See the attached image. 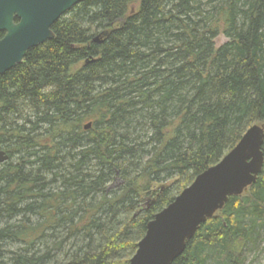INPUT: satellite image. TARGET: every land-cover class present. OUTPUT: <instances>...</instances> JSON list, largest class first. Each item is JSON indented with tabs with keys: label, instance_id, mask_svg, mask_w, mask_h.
<instances>
[{
	"label": "trees",
	"instance_id": "16d2710c",
	"mask_svg": "<svg viewBox=\"0 0 264 264\" xmlns=\"http://www.w3.org/2000/svg\"><path fill=\"white\" fill-rule=\"evenodd\" d=\"M52 30L0 75V264H129L155 215L264 125V0H80ZM262 250L264 167L172 264Z\"/></svg>",
	"mask_w": 264,
	"mask_h": 264
},
{
	"label": "water",
	"instance_id": "95a60500",
	"mask_svg": "<svg viewBox=\"0 0 264 264\" xmlns=\"http://www.w3.org/2000/svg\"><path fill=\"white\" fill-rule=\"evenodd\" d=\"M79 2L0 0V75L21 64L32 48L53 39L54 24ZM263 143L264 125L249 127L220 162L200 173L155 215L129 264H172L180 257L202 224L231 196L243 194L257 182L264 167ZM8 159L7 152L0 150V164Z\"/></svg>",
	"mask_w": 264,
	"mask_h": 264
},
{
	"label": "rangeland",
	"instance_id": "374dc122",
	"mask_svg": "<svg viewBox=\"0 0 264 264\" xmlns=\"http://www.w3.org/2000/svg\"><path fill=\"white\" fill-rule=\"evenodd\" d=\"M227 37L221 34L217 39H216V47H220L222 44H224L227 41ZM257 257L251 256L249 259L250 264H264V250L261 251Z\"/></svg>",
	"mask_w": 264,
	"mask_h": 264
},
{
	"label": "flooded vegetation",
	"instance_id": "af4514ba",
	"mask_svg": "<svg viewBox=\"0 0 264 264\" xmlns=\"http://www.w3.org/2000/svg\"><path fill=\"white\" fill-rule=\"evenodd\" d=\"M2 36H3V34H2ZM2 36H0V38H1Z\"/></svg>",
	"mask_w": 264,
	"mask_h": 264
}]
</instances>
